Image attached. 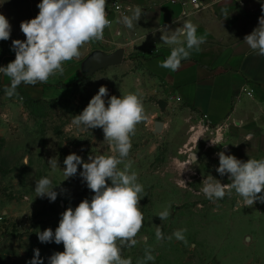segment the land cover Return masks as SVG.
<instances>
[{"label": "rangeland", "instance_id": "obj_1", "mask_svg": "<svg viewBox=\"0 0 264 264\" xmlns=\"http://www.w3.org/2000/svg\"><path fill=\"white\" fill-rule=\"evenodd\" d=\"M40 2L0 0V14L11 24L10 38L0 41V67L15 59L12 41L26 39L20 24L36 17ZM123 41L128 38L120 34L111 41L103 39L84 45L79 59L65 62L62 76L35 86L21 84L17 88L19 95L11 98L4 91L10 78L0 73V264H30L35 249L39 250L43 264H49L55 252L64 251L62 243H41L37 232L48 228L55 232L68 207L74 209L94 195L80 176L82 165L75 176L66 178L63 162L72 153L84 162H88L89 155L109 154L101 128L86 130L71 121L100 86L108 89L106 102L112 95L139 92L136 83L122 80L140 65L138 53L122 47ZM124 48L123 66L110 67L90 77L73 75L92 53L112 54ZM60 90L65 92L60 94ZM43 91L50 92L49 99L40 98ZM140 94L147 120L136 126L125 162L133 161L131 171L138 174V183L146 193L139 202L144 221L137 239L147 237V245L141 240L132 248H124L122 256L137 264L145 247L150 246L155 261L148 264H264V203L256 201L251 207L244 206L234 190L231 196L212 202L200 192L208 175L222 184L230 183L227 175L221 177L216 172L218 152L224 151L242 161L264 158V131L256 136L221 134V128L181 116L182 106H171L168 95L151 93L149 88ZM33 96L36 98L30 99ZM160 100L168 102L165 112L158 106ZM157 121L167 122L168 127L154 134ZM192 154L197 156L195 162ZM25 157L28 165L23 164ZM52 158L58 161L56 169L48 163ZM119 167L122 169L123 164ZM45 176L58 193L55 201L36 196V181ZM169 206L170 216L162 221L158 213ZM157 226L164 233L163 241L156 240ZM185 228L187 245L174 237L167 240L174 231Z\"/></svg>", "mask_w": 264, "mask_h": 264}, {"label": "clouds", "instance_id": "obj_2", "mask_svg": "<svg viewBox=\"0 0 264 264\" xmlns=\"http://www.w3.org/2000/svg\"><path fill=\"white\" fill-rule=\"evenodd\" d=\"M37 7L36 17L20 24L26 39L12 41L15 59L0 67V73L10 78V85L4 89L9 98L19 95L17 88L21 84L35 86L47 83L51 77L62 76L65 62L79 59L84 45L102 41L104 30L112 25L107 18V0H41ZM127 11L131 15H122L118 22L132 29L143 10L136 6ZM224 16L227 18L228 13L224 12ZM158 31L162 33L160 39L170 47V54L159 66L171 71L179 70L182 61L190 59L193 51H200L205 42L203 35H197V25L190 20L175 30L163 26ZM10 33L9 20L0 14V41L8 40ZM244 42L252 52L264 56V15L259 18L258 27L245 35ZM107 96V87L100 86L83 111L71 121L72 125L86 130L101 128L109 154L89 155L88 162L75 153L64 159V176H75L78 166L82 165L80 176L94 195L90 201L82 200L74 209L68 207L55 232L51 228L37 232L41 243L54 241L64 246V251L55 252L49 258V264H132L130 257L122 256V250L136 246L141 240L147 245V237L137 239L144 221L139 202L146 193L144 186L138 183V174L131 171L133 161L125 162L132 148L131 137L136 133V126L147 120L142 94L112 95L106 102ZM217 155L219 166L216 172L221 177L227 175L230 183L222 184L208 175L202 181L200 192L212 202L231 196L234 190L244 206L251 207L256 201L264 203V194H261L264 192V158L242 161L224 151ZM192 161H196L195 155ZM48 163L52 169L58 166V161L53 158ZM23 164H29L27 157ZM54 187L48 177H42L36 181V196L55 201L58 193ZM170 207L158 213L162 221L170 216ZM186 232V228L178 229L167 240L174 237L187 245ZM155 237L157 241L165 239L160 226L156 227ZM34 253L30 264H43L39 250L35 249ZM153 261V249L146 246L144 256L137 264Z\"/></svg>", "mask_w": 264, "mask_h": 264}, {"label": "crops", "instance_id": "obj_3", "mask_svg": "<svg viewBox=\"0 0 264 264\" xmlns=\"http://www.w3.org/2000/svg\"><path fill=\"white\" fill-rule=\"evenodd\" d=\"M262 5L264 0H107L112 25L104 30V39L127 36L122 47L134 49L140 65L122 80L136 83L140 93L149 88L151 93L170 96L171 106H182L181 116L221 128V134L256 136L264 131V56L252 52L244 37L258 27ZM136 6L143 10L142 16L128 29L118 21ZM186 20L197 25L198 36L205 37L201 50L193 51L177 71L161 68L170 47L160 39L158 29L175 30ZM82 74L83 67L73 75ZM48 93L41 92L40 98L49 99Z\"/></svg>", "mask_w": 264, "mask_h": 264}, {"label": "water", "instance_id": "obj_4", "mask_svg": "<svg viewBox=\"0 0 264 264\" xmlns=\"http://www.w3.org/2000/svg\"><path fill=\"white\" fill-rule=\"evenodd\" d=\"M125 59V51L120 49L112 54H107L104 51H96L92 53L83 63V71L86 77L93 76L96 72L116 67L123 64ZM158 106L161 112H165L168 107V102L164 100L158 101ZM154 134H159L164 131V122H155ZM195 155V154H192ZM197 158V156L195 155Z\"/></svg>", "mask_w": 264, "mask_h": 264}, {"label": "built area", "instance_id": "obj_5", "mask_svg": "<svg viewBox=\"0 0 264 264\" xmlns=\"http://www.w3.org/2000/svg\"><path fill=\"white\" fill-rule=\"evenodd\" d=\"M185 5V4H184ZM121 9V7H117V10H120Z\"/></svg>", "mask_w": 264, "mask_h": 264}, {"label": "trees", "instance_id": "obj_6", "mask_svg": "<svg viewBox=\"0 0 264 264\" xmlns=\"http://www.w3.org/2000/svg\"><path fill=\"white\" fill-rule=\"evenodd\" d=\"M71 87H73V86H71Z\"/></svg>", "mask_w": 264, "mask_h": 264}, {"label": "bare ground", "instance_id": "obj_7", "mask_svg": "<svg viewBox=\"0 0 264 264\" xmlns=\"http://www.w3.org/2000/svg\"><path fill=\"white\" fill-rule=\"evenodd\" d=\"M195 139V138H194Z\"/></svg>", "mask_w": 264, "mask_h": 264}]
</instances>
